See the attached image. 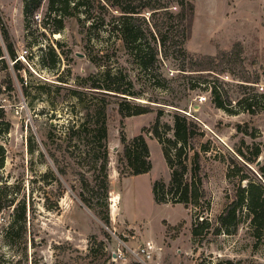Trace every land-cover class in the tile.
<instances>
[{
	"label": "rangeland",
	"instance_id": "1",
	"mask_svg": "<svg viewBox=\"0 0 264 264\" xmlns=\"http://www.w3.org/2000/svg\"><path fill=\"white\" fill-rule=\"evenodd\" d=\"M193 1L192 34L185 43L186 50L194 55H216L239 48L224 63L221 73L207 76L211 84L220 86L224 96L231 98L233 111L219 108L210 88H190L199 81L177 69L181 59L170 55L163 61L160 70L168 78V89H159L120 48L119 60L113 54L111 62L131 76L134 90L144 94L135 101L144 103L148 98H157L169 104L159 103L165 106L162 115L154 106L150 112L124 117L118 112L115 97L108 103L109 191L104 196L94 180L96 146L89 145L90 153L86 155L84 143L68 139L67 133L69 125L79 124L85 114L81 99L86 103L98 99L97 94L78 84L87 75L100 74L102 70L87 54L89 48L90 53L98 54L97 61H103L97 52L101 48L99 37L95 31L87 30L88 23L86 28L81 26L75 16L65 20L60 32L43 27L48 0H43L36 13L41 20L35 14L29 27L23 0H0V41L3 42L5 27L17 53H24L26 59L21 60L26 69L20 71L12 67L10 59L9 68L0 64V102L5 104L12 125L0 136L6 150L0 174L6 181L7 197L15 202L0 212V264H126L136 260L144 264H224L227 260L233 264H264V234L260 238L254 235L246 214L233 232L215 235L212 227L199 240L191 232L197 208L158 203L154 197L153 182L163 179L168 183L170 168L152 128L158 119L161 124L173 125L175 110L194 117L205 132L199 141L208 148L201 153L204 186L211 202L205 215L213 225L234 194L239 176L246 174L264 183L254 163L247 173L227 176L230 154L241 160L237 146H242L248 155L255 145L264 149V0ZM170 9L176 13L180 7L173 5ZM57 41L62 46H57ZM50 45L60 56L54 69L48 67L49 55L45 56L46 64L41 61V48L46 50ZM249 76L254 82L243 80ZM10 79L11 89L7 87ZM240 83L250 84L249 88ZM74 89L81 94H74ZM243 91L257 94L255 113L240 108L237 101ZM245 128L249 134L244 133ZM121 130L129 138L143 134L151 152L150 171L120 174ZM263 156L258 158L261 163ZM60 168L67 173L62 174ZM82 174L88 176L89 185L83 183ZM82 191L90 197L92 208L80 198ZM23 200L28 208L26 230L19 224L14 228L10 225L17 214L14 206ZM105 212L109 214L108 224L102 218ZM7 234L12 236V243ZM147 242L154 244L151 258L141 251Z\"/></svg>",
	"mask_w": 264,
	"mask_h": 264
},
{
	"label": "trees",
	"instance_id": "2",
	"mask_svg": "<svg viewBox=\"0 0 264 264\" xmlns=\"http://www.w3.org/2000/svg\"><path fill=\"white\" fill-rule=\"evenodd\" d=\"M43 0H23V10L26 19V26L29 27L31 18L37 13ZM180 7L178 12L171 11V6ZM149 12V16H146ZM195 12L193 0H48V10L42 20V25L49 28L53 33L64 29L65 20L69 17H76L81 26L87 30L95 31L99 37L100 47L97 52L102 55L103 61L96 60L95 55L87 48L90 59L97 63L102 70L100 74H89L82 84L85 91L97 94L96 102L86 103L81 99L85 114L79 124H70L68 127V139H80L88 155L89 147L96 146L95 166L93 169L94 180L103 190L104 196L108 195V126H107V105L112 98H116L118 112L126 117L139 115L154 110L158 107V115H162L163 105L157 98H148L147 102H137L135 97H142L144 94L133 89V79L128 73L123 72L120 67H116L111 62L113 54L119 60L117 54L121 48L127 59H132L139 68L146 72L148 81L159 89H168V78L160 70L163 61L169 56L181 59L177 69L198 80L197 86L210 88L214 103L223 109H230L232 100L228 95H223L218 84L211 82L207 76L213 72L221 73L224 63L237 51L238 46L232 51H221L216 55H194L185 48L186 41L191 37L192 26ZM86 28V27H85ZM3 42L0 41V64L9 68V59L17 71L26 69L23 62L18 59V53L14 41L10 37L8 30L2 28ZM114 39V41H112ZM112 41V42H111ZM57 46H62L60 41ZM41 61L46 64L45 56L49 55L51 61L49 68H56L60 62V56L55 47L49 46L46 50L41 48ZM61 54V52H60ZM191 71L189 74L188 72ZM196 75V76H194ZM23 79V78H21ZM246 82H254L252 78L246 77ZM242 87L249 88L245 83H240ZM12 80L10 79L7 87L11 89ZM49 86H53L50 84ZM61 86L57 85V88ZM73 93L80 95V91L73 90ZM25 95L28 91L25 89ZM257 94L243 91L242 97L238 99L240 108L249 113H255L257 105ZM132 97V98H131ZM80 99V98H79ZM172 105L179 106L174 102ZM81 104V105H82ZM233 111V110H232ZM11 122L7 118L5 107L0 106V136L8 132ZM241 131V125L238 126ZM152 131L162 146L165 161L170 168V180L166 183L163 179H156L153 182V193L158 203L171 202L181 203L186 208L190 205L198 209L194 215L191 232L194 239L204 238L213 227V234L221 232H233L236 230L239 220L246 214L250 218V224L254 235L258 238L264 234V183L257 178H249L246 174L239 176V183L222 211L216 218V225H213L206 210L211 205L208 192L204 186V174L202 164V150H208L207 146L200 144V139L205 135L199 122L184 112L175 110L173 114V125L161 124L159 119L154 124ZM171 133V134H169ZM249 134L248 128L245 132ZM120 141L123 149L118 155L119 172L123 176H131L150 171L152 168L151 152L149 145L143 136L139 134L129 138L124 130L120 132ZM244 143V141H242ZM91 145V146H89ZM248 146V145H247ZM205 147V148H203ZM249 147V146H248ZM95 150V149H94ZM237 154L229 156L228 177L238 175L242 171H250L251 163L257 164L258 173L264 178V156L262 163H258V158L263 154L264 149L255 145L251 155H248L242 146L236 147ZM6 150L0 144V172L5 165ZM91 171V170H90ZM62 174H66L65 168H60ZM243 173V172H242ZM82 181L89 185L86 174H82ZM246 180V183L245 181ZM6 181L0 174V212L10 208L15 202L14 198L7 197ZM22 185H19L21 189ZM19 189V190H20ZM82 201L92 208V202L84 191L79 193ZM16 211L15 218L11 221V227L21 226L27 229L28 208L26 200L14 206ZM202 216V217H201ZM105 223H109V214L102 215ZM19 224V225H18ZM12 243V236H8ZM117 264V263H111ZM126 264H144L141 261H133ZM216 264H222L221 262ZM224 264H233L232 260H227Z\"/></svg>",
	"mask_w": 264,
	"mask_h": 264
},
{
	"label": "built area",
	"instance_id": "3",
	"mask_svg": "<svg viewBox=\"0 0 264 264\" xmlns=\"http://www.w3.org/2000/svg\"><path fill=\"white\" fill-rule=\"evenodd\" d=\"M36 17H37V19L41 20L37 14H36ZM24 51H25V53H27V50H24ZM18 59H20L22 61L26 60L24 53H19ZM11 62L13 63V61H11ZM0 106L5 107V104L0 102ZM153 248H154V244H152L151 242H147L143 247H141V251H142L143 255H145L147 258H151L152 257L151 251Z\"/></svg>",
	"mask_w": 264,
	"mask_h": 264
},
{
	"label": "water",
	"instance_id": "4",
	"mask_svg": "<svg viewBox=\"0 0 264 264\" xmlns=\"http://www.w3.org/2000/svg\"><path fill=\"white\" fill-rule=\"evenodd\" d=\"M81 54V53H80ZM83 56V54H81ZM258 163H260V161H258Z\"/></svg>",
	"mask_w": 264,
	"mask_h": 264
}]
</instances>
